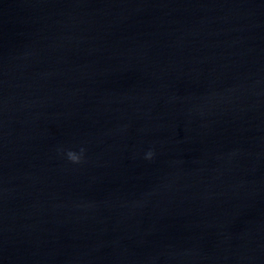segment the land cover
I'll list each match as a JSON object with an SVG mask.
<instances>
[{
    "label": "water",
    "instance_id": "obj_1",
    "mask_svg": "<svg viewBox=\"0 0 264 264\" xmlns=\"http://www.w3.org/2000/svg\"><path fill=\"white\" fill-rule=\"evenodd\" d=\"M0 264H264V0H0Z\"/></svg>",
    "mask_w": 264,
    "mask_h": 264
},
{
    "label": "clouds",
    "instance_id": "obj_2",
    "mask_svg": "<svg viewBox=\"0 0 264 264\" xmlns=\"http://www.w3.org/2000/svg\"><path fill=\"white\" fill-rule=\"evenodd\" d=\"M82 153H83V149H81V154H77L74 151H69L67 153L68 158L73 161V162H80V160L82 159ZM154 153L153 152H148L147 153V158L151 159L153 157Z\"/></svg>",
    "mask_w": 264,
    "mask_h": 264
}]
</instances>
